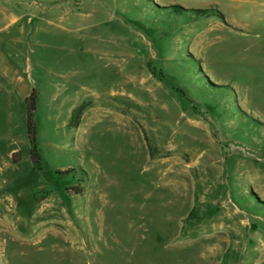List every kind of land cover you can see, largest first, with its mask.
Masks as SVG:
<instances>
[{
	"label": "rangeland",
	"instance_id": "obj_1",
	"mask_svg": "<svg viewBox=\"0 0 264 264\" xmlns=\"http://www.w3.org/2000/svg\"><path fill=\"white\" fill-rule=\"evenodd\" d=\"M0 221V264H264V0H0Z\"/></svg>",
	"mask_w": 264,
	"mask_h": 264
},
{
	"label": "trees",
	"instance_id": "obj_2",
	"mask_svg": "<svg viewBox=\"0 0 264 264\" xmlns=\"http://www.w3.org/2000/svg\"><path fill=\"white\" fill-rule=\"evenodd\" d=\"M37 102H38V94L35 90L32 91L30 96L26 100V126H27V135L28 141L31 146L30 157L34 167H40V156L38 152V144H37V132L35 125V114L37 112ZM78 118V117H76ZM76 121V120H75ZM17 156H13V162H15V158ZM82 191L79 189L77 195H82Z\"/></svg>",
	"mask_w": 264,
	"mask_h": 264
},
{
	"label": "bare ground",
	"instance_id": "obj_3",
	"mask_svg": "<svg viewBox=\"0 0 264 264\" xmlns=\"http://www.w3.org/2000/svg\"><path fill=\"white\" fill-rule=\"evenodd\" d=\"M17 229H16V223H12L8 224L5 221H0V234L4 235V236H10V237H14L15 238V233H16Z\"/></svg>",
	"mask_w": 264,
	"mask_h": 264
},
{
	"label": "water",
	"instance_id": "obj_4",
	"mask_svg": "<svg viewBox=\"0 0 264 264\" xmlns=\"http://www.w3.org/2000/svg\"><path fill=\"white\" fill-rule=\"evenodd\" d=\"M245 226H246V227H249V225H248L247 223L245 224Z\"/></svg>",
	"mask_w": 264,
	"mask_h": 264
}]
</instances>
